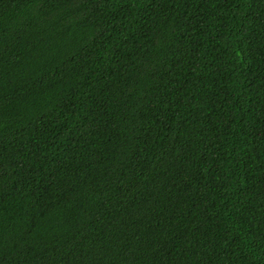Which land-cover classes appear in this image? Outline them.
Returning <instances> with one entry per match:
<instances>
[{
    "label": "trees",
    "instance_id": "trees-1",
    "mask_svg": "<svg viewBox=\"0 0 264 264\" xmlns=\"http://www.w3.org/2000/svg\"><path fill=\"white\" fill-rule=\"evenodd\" d=\"M0 264H264V0H0Z\"/></svg>",
    "mask_w": 264,
    "mask_h": 264
}]
</instances>
